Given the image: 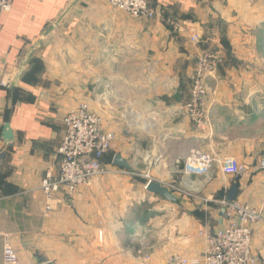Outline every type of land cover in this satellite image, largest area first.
Returning a JSON list of instances; mask_svg holds the SVG:
<instances>
[{
  "label": "crops",
  "instance_id": "0c3cea01",
  "mask_svg": "<svg viewBox=\"0 0 264 264\" xmlns=\"http://www.w3.org/2000/svg\"><path fill=\"white\" fill-rule=\"evenodd\" d=\"M148 2L152 20L107 0H14L0 15V264L6 246L19 264L191 260L226 225L210 200L232 190L234 201L262 211L251 251L264 264V0ZM207 49L221 61L206 81L210 128L198 132L183 107L194 54ZM80 104L114 135L103 159L111 171L47 202L41 180L56 171L63 118ZM198 150L245 173L183 172ZM115 156L128 166H115ZM149 180L176 202L148 193Z\"/></svg>",
  "mask_w": 264,
  "mask_h": 264
},
{
  "label": "built area",
  "instance_id": "2783aa9c",
  "mask_svg": "<svg viewBox=\"0 0 264 264\" xmlns=\"http://www.w3.org/2000/svg\"><path fill=\"white\" fill-rule=\"evenodd\" d=\"M13 1L0 0V15L12 9ZM196 1L199 4H207L211 0ZM107 2L111 8L123 11L133 19L152 20L156 15L148 0ZM189 39L193 45L200 42L195 32L189 35ZM220 61L219 53L213 49L194 54L190 98L183 107V113L198 132H206L210 128L206 81L215 73ZM0 86H5V83L1 82ZM113 140V133L104 128L101 117L91 112L86 104H80L76 109L70 110L63 118V134L57 150V169L55 172L48 170L41 180L40 190L46 201H53L59 193L70 199L78 187L87 186L91 180L110 173L111 169L103 159L110 151ZM260 166L264 169V161ZM215 167H218L223 175L240 176L245 173V167L232 158L219 159L199 151H194L185 160L183 172L206 176ZM219 205L226 225L204 236L206 245L203 253L191 260L172 256L167 260V264H255L251 241L254 226L262 220V211L227 199L221 200ZM45 209L49 211L50 206L46 205ZM3 259L5 264H19L8 246L4 248Z\"/></svg>",
  "mask_w": 264,
  "mask_h": 264
},
{
  "label": "water",
  "instance_id": "95a60500",
  "mask_svg": "<svg viewBox=\"0 0 264 264\" xmlns=\"http://www.w3.org/2000/svg\"><path fill=\"white\" fill-rule=\"evenodd\" d=\"M4 138L7 141H9L12 138V135L10 131L8 130L7 126H5ZM112 163L118 167L128 166L127 163L123 161L119 156H115ZM145 190L152 195H156L160 197L164 201L171 202V203L176 202V199L173 197V195L170 193V191L166 187L154 181L149 180L145 185ZM233 196H234V190L231 191L228 197V200L229 201L233 200ZM44 264H49V263H44Z\"/></svg>",
  "mask_w": 264,
  "mask_h": 264
},
{
  "label": "rangeland",
  "instance_id": "374dc122",
  "mask_svg": "<svg viewBox=\"0 0 264 264\" xmlns=\"http://www.w3.org/2000/svg\"><path fill=\"white\" fill-rule=\"evenodd\" d=\"M113 9V8H112ZM257 89H261V86H257ZM256 104L257 105H260V102L259 101H262V99L261 100H259L258 98L256 99ZM199 151V150H198ZM200 152V151H199ZM211 156V155H210ZM214 169V168H213ZM212 172V171H211ZM211 172H209L208 173V175H210L211 174ZM146 179H148V177H146L145 176V179H144V181H146ZM171 190H173V194H175L176 195V193H175V185H174V183H171ZM190 197L189 198H191L192 200H195V201H198L201 205H205V201H207L206 200V198H204V195H201V194H191V195H189ZM221 200H219V199H216V197H214L212 200H210V203H211V205L213 206V207H216V206H220L219 205V202H220Z\"/></svg>",
  "mask_w": 264,
  "mask_h": 264
}]
</instances>
